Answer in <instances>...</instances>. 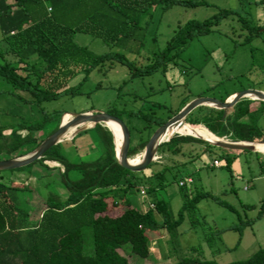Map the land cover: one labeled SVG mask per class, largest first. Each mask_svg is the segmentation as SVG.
I'll use <instances>...</instances> for the list:
<instances>
[{
  "label": "trees",
  "instance_id": "obj_1",
  "mask_svg": "<svg viewBox=\"0 0 264 264\" xmlns=\"http://www.w3.org/2000/svg\"><path fill=\"white\" fill-rule=\"evenodd\" d=\"M209 1L0 0V80L10 87L6 97L21 106H29L60 95H78L81 94V84L91 71H108L116 65L127 70L128 81L156 72L163 73L174 65L179 53L192 39L208 34L229 16L236 17L248 37L264 28V24L254 25L231 10L221 9L202 21L188 20L178 25L163 47L139 66L126 59L120 51L91 54L72 40L76 33L90 34L110 47L136 51L142 45L151 9L158 6L160 10H165L173 5L208 6ZM142 17L145 20L141 24ZM77 76H81L79 81L69 84ZM256 104L258 107L255 108ZM105 113L120 119L127 127L128 159L141 153L154 129L170 118L159 119L150 109H128L124 111L125 122L117 114ZM241 118H245L246 124L255 126L264 140V130L258 125L264 120V101L261 100L242 98L228 109L199 105L182 121L200 125L217 138L238 142L241 140ZM134 119L141 121V130L150 131L145 140L131 144L130 131L135 129L132 125ZM43 120L48 118L44 116ZM44 121L1 125L0 156L4 154L6 159H13L30 153L48 136L34 137ZM58 124L59 120L50 134ZM89 131H92L98 144V155L93 161L72 163L57 143L31 164L8 170L12 174L27 169V178L35 180L33 186L26 183L19 185L8 178L4 181L0 176V264H130V256L145 259L150 255L149 236L157 238L165 233L166 242L171 246L177 236V228L185 219L193 226L195 204L199 200L209 198L232 211L227 203L210 193L190 191L187 175L185 179L177 177V165H159L153 161L140 172L122 168L115 158L112 136L107 128L95 124L76 135ZM192 142L203 141L173 134L157 146L156 155L164 152L175 155L182 144ZM203 143L205 150L202 152L215 147ZM235 156L224 154L226 168ZM72 172H75V178H71ZM171 183H175L181 199L175 216L167 200L154 197L155 193L164 191ZM140 189L144 197L153 196L149 201L152 206L145 205L142 211L132 207L130 199L135 193L140 195ZM28 195H31L34 205H38L33 214L26 208ZM260 204L258 217L263 214L264 199ZM109 208L122 210L115 217L101 215ZM247 223L243 222L241 226ZM82 226L91 230L90 255L83 254ZM228 229L237 230L235 226H229L216 229L214 233L217 235ZM168 252L170 256H175L169 264H216L213 260L176 256L173 245ZM228 264H264V248L256 250L245 260Z\"/></svg>",
  "mask_w": 264,
  "mask_h": 264
},
{
  "label": "rangeland",
  "instance_id": "obj_2",
  "mask_svg": "<svg viewBox=\"0 0 264 264\" xmlns=\"http://www.w3.org/2000/svg\"><path fill=\"white\" fill-rule=\"evenodd\" d=\"M209 4L196 7L173 5L165 10H160L158 6L154 7L149 11L150 18L142 45L136 51L110 47L90 34L76 33L72 40L75 44L85 47L91 54L120 51L126 59L139 66L144 65L153 53L163 47L178 25L188 20L202 21L221 9H228L250 20L254 25L264 24V0H210ZM144 20L145 17H142L141 24ZM80 78L81 76H77L69 84L76 83ZM9 89L10 87L0 80V126L11 122L40 123L44 121V116L47 117L48 120L42 123L41 130L34 137L49 135L58 120L61 118L64 120L67 116L70 119V114L83 112L109 111L127 122L125 110L150 109L153 115L166 120L197 98L221 101L227 95L243 90L264 93V28L256 35L248 37L247 31L240 28L236 17L229 16L213 27L208 34L192 39L179 53L174 65H170L163 73L156 72L151 76L128 81V72L123 66L116 65L111 70L101 72L93 70L81 84L79 88L81 94L60 95L39 105L21 106L14 99L8 100L6 96ZM263 121L258 124L261 130H264ZM140 124L141 121L133 120L132 125L135 129L130 131L131 144L140 139L145 140L149 135L150 130H141ZM81 128H88V125L82 124L74 128L71 134L62 137V141ZM137 129L139 131H135ZM7 133L4 132L5 135ZM92 138L93 133L89 131L77 135L73 142H68V145L78 150V156L74 155L71 161L76 159L75 161L87 162L93 158L96 150L98 151L95 140L92 141L95 143L93 147L90 146L91 151L83 149V144L91 142ZM196 144L205 146L203 142ZM183 147L184 151L189 153V145ZM225 153L230 154L226 149L211 147L200 159L202 166L199 168L193 170V166L187 165L186 168L177 169L179 170L176 172L177 177L185 179L187 175L193 179L189 186L190 191L210 193L227 203L232 211L209 198L199 200L195 204L196 220L193 221V226L185 219L177 228V236L172 242L176 256L198 257L213 260L216 264H228L245 260L256 250L264 248V211L261 216H257L260 201L264 199V154L253 151L238 152L226 168L223 160ZM2 155L0 161L7 160L6 155ZM160 156L155 154L154 159L159 165L170 163L166 157ZM213 157L220 161L219 167L207 166ZM26 170H23L25 172L17 170L18 172L12 174L8 170L0 171V176L4 181L8 178L19 185L28 181L27 184L33 186V177L28 179L29 171ZM74 176L76 174L72 172L71 178ZM30 196L26 197V208L33 214L38 205H34ZM140 196L143 194L135 193L130 197L132 206L136 209L139 208L135 205L136 199L140 200ZM154 197L167 200L175 216L181 205L175 183L167 185L164 191H158ZM152 198L153 196H146L144 200L150 201ZM249 206L250 208H247ZM121 210H117L116 213H120ZM155 217L159 219L158 216ZM246 221L248 223L241 226ZM229 226H235L237 230L228 229L215 235L216 229ZM158 238L149 236L150 255L147 258L130 256L128 262L130 264L172 262L175 256L172 253L169 255L168 251L172 245L166 242L165 233ZM82 246L84 255L92 253L91 235L88 230L84 233ZM153 256L156 257L155 260H152Z\"/></svg>",
  "mask_w": 264,
  "mask_h": 264
},
{
  "label": "water",
  "instance_id": "obj_3",
  "mask_svg": "<svg viewBox=\"0 0 264 264\" xmlns=\"http://www.w3.org/2000/svg\"><path fill=\"white\" fill-rule=\"evenodd\" d=\"M242 98H250L264 101V93L255 91V90H243L238 93H235L231 97H228L224 101H217L211 98H197L187 104L181 111L172 116L170 119L165 121L159 127H157L150 137L147 139L143 151L141 153L140 160L136 163H131L129 159L126 157L128 145H129V133L125 124L118 118L108 115L105 112H83L79 114H70L71 118L67 121V123L62 124L61 119L56 129L49 134L41 143H39L29 154L22 156L20 158H13L0 161V171L3 170H14L21 167H24L28 164H31L33 161L39 159L41 155L53 145L60 143L62 141V137H64V132L67 128L73 127L76 128L82 124H87L88 128H91L95 124H101L104 127L105 122L112 121L114 122L120 131L121 142L120 148L117 150L115 148V139L112 131L107 128V130L111 133L114 153L117 163L124 169L131 172H140L155 159V154L157 150V146L160 143L165 141H159V138L168 127H171L173 124L182 121L184 116L199 105H206L215 107L218 109H228L233 104H235L239 99ZM183 122V121H182ZM205 129V128H204ZM190 136L199 140L204 141L208 145H212L215 147L231 150V151H256L253 143L250 142H231L223 140V138L215 137V141H207L198 136L184 135ZM167 141V140H166ZM259 143H264V140Z\"/></svg>",
  "mask_w": 264,
  "mask_h": 264
},
{
  "label": "crops",
  "instance_id": "obj_4",
  "mask_svg": "<svg viewBox=\"0 0 264 264\" xmlns=\"http://www.w3.org/2000/svg\"><path fill=\"white\" fill-rule=\"evenodd\" d=\"M263 93V92H262ZM235 93H232V94H229L226 99L228 97H231L232 95H234ZM257 100V99H255ZM254 107H258V105H254ZM240 121L242 122V126H241V140L238 141V142H250V143H255V142H260L263 140L262 138V135L261 133H259L257 131V129L248 124H246V121H245V118H241ZM264 122V121H263ZM83 129H87V128H81L79 129L78 131H76L75 133H73L69 138L63 140L60 142V145H61V150H62V153H64V155H66L68 157V159H70L71 161V158L76 155L78 156V150L76 148H74L72 145H68V142H73L74 139L76 138V134L77 132H79L80 130H83ZM85 136V135H84ZM92 141H94V138H92L91 142H86L83 144V149L86 150L88 149L89 151H91V147L93 144ZM202 141V140H201ZM204 142V141H203ZM90 143V144H89ZM64 144V145H63ZM186 145H189V149H188V152L190 153H187L184 151V147L183 146H186ZM93 147V146H92ZM205 150V146H203L202 144H196V142H192V143H186V144H182L180 147H179V152L175 155H171L169 153H162L160 154L161 156L163 155L164 157H166L168 160H170V163L167 164L168 166H178L180 168H183L188 165L189 166H193V170L194 168H199V166H202V163L200 162V159L203 158L205 156V154H207V151L206 152H202ZM230 154H237L238 152H235V151H231V150H228ZM95 152V150H94ZM253 152H256L257 154H264L262 152H259V151H253ZM95 155H93V158H91L89 161H93L97 155H98V151L96 150V152L94 153ZM196 155H199L196 157ZM160 156V157H161ZM192 157H196L195 159H193ZM76 160V159H75ZM71 161L72 163H77L78 161ZM217 161L218 165L217 166H213L212 165V162L213 161ZM79 161H82V160H79ZM88 161V162H89ZM200 162V163H199ZM220 165V161H218L215 157H213L211 159V162L207 164V166H210L212 168L214 167H219ZM191 170V169H190ZM190 172V171H189ZM75 173V172H73ZM76 176H74L73 178H75ZM29 179V178H28ZM186 179H190L191 182H190V185L193 183V179L191 178V176H187ZM32 181L34 182V179L32 178ZM28 183V181L26 182V184ZM62 196V195H61ZM132 204V203H131ZM135 205H137V207H139L137 210L139 211H142L145 207V205H149V201H146L144 200V196H140V200L139 198L136 199V203ZM133 207V206H132ZM134 208L136 209V207L134 206ZM142 208V210H141ZM117 208L115 209H108L106 212L102 213L101 215H106L108 217H115V216H118L120 213H116L117 212ZM41 216V213L38 215V217L40 218ZM32 219H34V217L32 216L31 217ZM90 231V235H91V230H90V227L88 226H82L80 227V233H81V236H82V241H83V237H84V233L86 231ZM160 238V237H159ZM158 238V239H159ZM155 239V238H154ZM153 242V240H152ZM159 248V246H157ZM157 248V249H158ZM156 257L153 256V259L152 260H155ZM13 262H16V261H13ZM14 264H17V263H14Z\"/></svg>",
  "mask_w": 264,
  "mask_h": 264
},
{
  "label": "bare ground",
  "instance_id": "obj_5",
  "mask_svg": "<svg viewBox=\"0 0 264 264\" xmlns=\"http://www.w3.org/2000/svg\"><path fill=\"white\" fill-rule=\"evenodd\" d=\"M67 120H69L68 116L64 120L61 118L62 124H65V122ZM105 126L112 131V133L114 135V139H115V148L117 150H119L120 142H121V135H120V131H119L118 126L112 121L105 122ZM73 129H74L73 127L67 128L66 131L64 132L63 136H67V135L71 134ZM173 134L198 136V137H200L204 140H207V141H212V142L215 141V136H213L211 133H209L202 126H200V125H196V126L195 125H189V124H186L182 121H179V122L173 124L171 127H168L166 129V131L164 132V134H162L160 136L159 141H166ZM253 146L255 147V149L257 151L264 153V143L255 142V143H253ZM140 157H141V154L139 156H136L133 159H129V161L131 163H136L140 160Z\"/></svg>",
  "mask_w": 264,
  "mask_h": 264
},
{
  "label": "built area",
  "instance_id": "obj_6",
  "mask_svg": "<svg viewBox=\"0 0 264 264\" xmlns=\"http://www.w3.org/2000/svg\"><path fill=\"white\" fill-rule=\"evenodd\" d=\"M47 10H49V8H47ZM212 165H213V166H217V165H218L217 161L214 160V161L212 162ZM186 182H187V183H190L191 180H190V179H186ZM178 185H179V186L182 185V181H181V182H178ZM139 193H140V194H143V192H142L141 189L139 190ZM149 206L151 207L152 205H149Z\"/></svg>",
  "mask_w": 264,
  "mask_h": 264
}]
</instances>
